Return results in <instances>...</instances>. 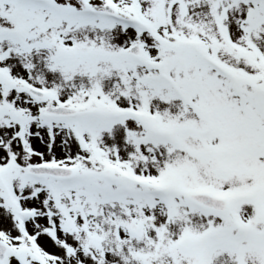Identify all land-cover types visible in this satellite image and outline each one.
I'll use <instances>...</instances> for the list:
<instances>
[{"label":"snow or ice","instance_id":"1","mask_svg":"<svg viewBox=\"0 0 264 264\" xmlns=\"http://www.w3.org/2000/svg\"><path fill=\"white\" fill-rule=\"evenodd\" d=\"M0 264H264V0H0Z\"/></svg>","mask_w":264,"mask_h":264}]
</instances>
